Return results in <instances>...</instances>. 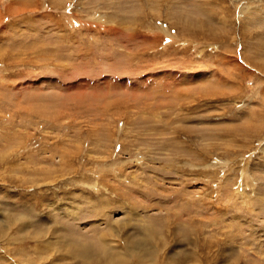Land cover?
<instances>
[{
	"label": "rangeland",
	"instance_id": "1",
	"mask_svg": "<svg viewBox=\"0 0 264 264\" xmlns=\"http://www.w3.org/2000/svg\"><path fill=\"white\" fill-rule=\"evenodd\" d=\"M0 229V264H264V0H0Z\"/></svg>",
	"mask_w": 264,
	"mask_h": 264
},
{
	"label": "bare ground",
	"instance_id": "2",
	"mask_svg": "<svg viewBox=\"0 0 264 264\" xmlns=\"http://www.w3.org/2000/svg\"><path fill=\"white\" fill-rule=\"evenodd\" d=\"M105 21V20H104ZM1 230V229H0ZM106 232V231H105ZM100 233V232H99ZM98 234V233H97ZM116 236V235H115ZM146 237V236H145ZM99 239V238H98ZM101 240V239H100ZM137 240V239H136ZM146 241V240H145ZM105 242V241H104ZM110 243V242H109ZM137 243V242H136ZM72 244V243H71ZM82 245V244H81ZM101 245V244H100ZM127 245H128V243H127ZM140 245V244H139ZM72 246V245H71ZM104 247L103 248H101L103 251H100L99 249L97 250V251H93L92 250V252L91 253H97L98 255H97V257L99 258V259H103V260H105V263L106 264H126L127 262H128V260H129V258H130V254L129 255H127V253H132V254H134L133 252H131L130 251V248H129V252L128 251H124V250H119V249H117V247H116V245H111V243L108 245V244H104L103 245ZM62 248H63V245L61 246ZM83 247V246H82ZM130 247V246H129ZM67 249V251L69 252V253H78L77 252V249L74 247L73 249L74 250H71L69 247H66ZM80 249H79V251L81 252V250H84L85 252H86V249H87V247L86 246H84L82 249H81V247H79ZM128 248V247H127ZM108 249V251H110V249H111V251H112V253H107V254H105L106 252V250ZM125 249V248H124ZM140 249V248H139ZM137 250V249H136ZM134 252H136L135 250H134ZM82 253V252H81ZM87 253H89L88 252V250H87ZM84 254V253H83ZM131 254V255H132ZM136 255H139L138 253H135ZM149 254H151V255H153V253H149ZM93 255H95V254H93ZM140 256V255H139ZM89 257V256H88ZM93 258H94V256H93ZM91 259V258H90ZM98 259V260H99ZM96 260V259H95Z\"/></svg>",
	"mask_w": 264,
	"mask_h": 264
}]
</instances>
